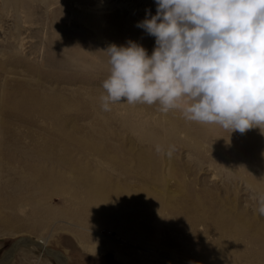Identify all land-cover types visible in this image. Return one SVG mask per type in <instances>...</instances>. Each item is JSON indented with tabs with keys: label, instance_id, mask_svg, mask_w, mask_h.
Listing matches in <instances>:
<instances>
[{
	"label": "bare ground",
	"instance_id": "1",
	"mask_svg": "<svg viewBox=\"0 0 264 264\" xmlns=\"http://www.w3.org/2000/svg\"><path fill=\"white\" fill-rule=\"evenodd\" d=\"M2 4L4 9L9 6L10 0H2ZM134 42L147 49L149 55L151 54L154 45H147L146 38L143 39L140 36L134 39ZM20 88H22L21 91L10 92L5 94L4 99L0 98V100L3 99L0 112V167L3 169L0 170V179L3 175L8 177L14 174V166H10L14 163L27 171L26 175L31 174L33 179L31 182L20 178L16 181L0 180V224L5 228L11 227V223H14L16 219L11 215H4V212L12 214L14 210H18L19 213L21 209L25 210L23 201L25 193L29 194L30 204L45 205L43 209L39 207L42 209V212L41 210L39 212L44 215L41 219L44 220L43 224L45 218L59 222H66V219L68 223L69 214L67 213L66 217L65 211L66 205L69 204L78 209L77 213L71 211L72 215L74 213L73 218L78 220L85 216L86 223L94 226L95 220L100 221L101 218L108 216L104 215L105 207L111 208L115 202L122 209L133 208V212L124 214L123 219L133 221L137 217H142L145 221L137 226L140 231L156 238L159 243L164 238L161 244L151 243L152 248L149 249L154 257L163 253L167 254L170 264H200L207 257L212 258L211 260L216 257L228 259L231 264H264L259 259L264 256V249L260 248L264 247V216L256 212L255 199L250 201L251 204L243 203L241 199L245 188L251 191L253 198L259 193H264L262 166H258V172L254 170L250 175L252 156L248 154L247 158L241 161L239 171L219 173L216 171V158L204 156V150L207 147L202 148V141L210 137L213 139L208 150L214 152L216 144L227 150L229 142L225 138V129L216 137V125L208 124V127H202L195 122H189L175 109L167 112L159 110L163 118H152L151 121L148 118L152 115L151 110L157 108L156 104L148 105L149 108L145 109V107L137 108L124 102L119 103L123 111L122 116L111 118L108 115L107 117L100 115L99 127L92 125L89 130L92 132L85 131L81 134V128L76 126L77 123L74 125L75 120L69 119L64 105L66 98L52 93L31 92L26 84L20 85ZM81 101V98H76L79 104L77 106L81 105L86 114L88 107L95 115H98L95 108L96 106L101 108L98 96L89 97L85 104ZM118 109L120 110V107ZM146 110L150 116L146 114ZM61 112L65 113L64 117L61 116ZM12 116L22 123H30L35 117L50 120L53 124L51 133L56 139L43 140V144H35V140L30 136L32 142L26 144L21 141L22 144L18 137L9 132ZM85 117L87 116L83 118ZM93 118L96 117L93 115ZM110 121L119 124L127 133H130L138 145H145L146 150L131 151L130 156L120 154L117 147L104 135L109 129ZM68 122L73 123L72 130H65ZM245 139V145L237 143L234 145L236 152L238 151L240 155L243 152L247 153L259 140L256 135H248ZM174 146L187 149L185 162L187 169H181L177 166L175 159L173 160ZM164 147H167L169 151L165 154V160L162 161L161 172H158V159H162L160 151ZM218 163L221 162L218 161ZM261 163L264 166V159L259 162ZM206 166L212 171V184L199 176L202 170H205V175L208 174ZM190 168L193 171H190ZM244 173L248 175L244 177ZM219 174H224V180L216 181ZM217 182L221 185H217ZM235 182L244 184L243 191L236 186H231ZM55 196L60 197L62 205L66 206L65 209L62 206L64 212L58 209L60 213L57 212L55 207L46 202ZM142 198L146 201L145 203ZM36 208L35 211L31 209L34 211L32 215L38 213ZM90 213L96 214L97 217H88ZM155 215L159 217L167 215L169 219H173L171 224L179 225L181 233L184 232L183 229L190 228L189 240H199V244L182 242L176 246L179 241L170 233V226H168V232H161L160 220L151 224ZM37 216L39 218V215ZM38 222L35 221L32 226L35 230L43 225H40L41 221L39 224ZM77 225L87 230L86 224L79 222L74 226ZM21 229L19 228L18 231L20 232ZM97 232L91 231L90 236L81 235V237L89 241L99 236ZM23 236L49 248L43 239L30 234ZM74 237H72L73 245L80 252L89 254L95 250L94 246L85 245L79 238V234ZM256 246L259 248H255ZM34 248L39 249L42 254L26 256L25 251ZM193 251L197 252V256L187 257ZM45 255L56 261L55 264H61L57 255L46 254L43 249L32 243L17 249L6 264H29L31 260L34 264H50L44 258ZM82 257L85 258V256ZM66 264H69L67 259Z\"/></svg>",
	"mask_w": 264,
	"mask_h": 264
},
{
	"label": "rangeland",
	"instance_id": "2",
	"mask_svg": "<svg viewBox=\"0 0 264 264\" xmlns=\"http://www.w3.org/2000/svg\"><path fill=\"white\" fill-rule=\"evenodd\" d=\"M2 5V0H0V98L3 97L4 99L7 93L21 91L20 85L22 84L28 85L31 92L52 93L58 97H64L66 98L64 105L69 119L75 120L74 125L77 123L76 126L81 128V134L85 131L88 132L92 125L93 127H99L101 122L99 120L100 115L104 117L108 115L111 118L122 116L123 111L120 104L112 105L111 111L108 112L102 111L101 108L96 106L98 115H95L92 109L87 107L86 114L80 107L81 105L77 106L79 104L76 102V98H81V102L85 104L89 97H100L103 93L101 85L110 72L108 57L103 51L109 45L126 46L127 41H134L140 36L143 39L146 38L147 45H155L154 37L149 36L143 29L136 27L138 22L145 19L146 10H150L151 15H155L156 4L154 0H10L8 7L6 6L3 9ZM3 92L5 93L3 94ZM1 100L0 112L3 103ZM130 105L137 108H149L147 104L141 103ZM156 106L157 108L155 107L151 110V116L146 110V114L150 116L148 119L151 121L152 118H163L159 104L157 103ZM186 106L184 100H178L176 106L172 109L182 115ZM119 107L120 110L118 109ZM93 115L96 118H93ZM61 116L64 117L65 113L61 112ZM84 116L87 117L83 118ZM31 120L32 122L30 123H22L15 116H12L9 132L11 135L18 137L20 142L22 141L26 144L32 142L30 138L35 140V144H43V140L56 139L51 133L53 132V124L50 120L38 117ZM72 124V122H68L65 130H72L74 126ZM197 124L202 127H208V124ZM108 127L109 129L104 135L111 144L117 147L120 154L130 156L131 151L146 150L145 145H138L130 133H127L119 124L110 121ZM221 131H223V128L216 125V137L220 135ZM225 135L226 141L228 140L229 142L227 150L217 144L214 152L213 150H208L213 139L211 137L206 141H202V148L207 147L204 150V156L216 158V171L219 173L239 171L241 169V161L250 154L249 156H252L251 173L248 170L247 172L250 175L253 174L254 170L258 172V166H262L264 172L263 162L259 164L264 159V126L261 127V131L255 128L248 130L244 134L239 132L231 133L226 130ZM248 135H256L259 140L254 143L255 145H252L250 150L247 148V153L243 152L240 155L238 151L236 152L234 145L235 143L245 145V137ZM186 150V148L177 146L172 148L173 160L175 159L174 161L181 169H187L185 162L188 152ZM168 151L167 147L162 148L160 151L162 159H158V172L162 170V161L163 159L165 160V154ZM193 157L196 158V156ZM90 158L92 159V157ZM212 161L214 162L215 160ZM218 161L221 163H218ZM10 166H14L13 170L15 172L17 169L20 172L17 171V175L14 172L8 177L3 175L0 179L1 181L7 179L16 181L19 178L27 182L32 181V175H26L28 172L24 171L21 166L15 163ZM188 167L190 166L188 165ZM0 168V170L3 169L2 167ZM206 169H208V174L205 175V170H202L199 172V176L206 179L209 184H212V171L207 166ZM189 170L193 171L192 168ZM219 175L220 178H216V181L219 179L224 180V174ZM247 175V173H244V177ZM29 177L30 179H28ZM217 185H221V183L217 182ZM231 186H236L243 191L244 184L235 182ZM243 192L241 197L243 203L251 204L250 201L254 199L251 196V191L245 188ZM23 196L25 204L23 215L18 210L12 211V214L4 212V215H11L16 220L11 223L10 229L0 224V258L16 239L24 237L23 235L25 234H30L33 237L45 240L47 247L60 252L69 261V264H170L167 254L163 253L156 257L152 255L149 249L152 248L151 243L161 244L164 242V238L159 243L156 238H152L148 233L140 231L137 226L145 221L144 218L137 217L133 221L123 219L124 214L133 212L131 207L122 209L114 202L113 207L106 206V211L104 209V215L108 216L101 218L100 221L95 220L94 226H90L86 223L85 216L78 220L73 218L74 213L78 211L76 206L65 204L66 208V206L62 205L61 198L55 196L46 202L55 207L57 212H59L58 210L64 212L66 208V217L69 214L72 218L68 215V223L66 219V222H59L45 218V222L47 220L46 223L48 224L44 222L46 224L44 225L42 223L44 220H41L44 215L41 212L45 205L30 204L28 202L29 194L25 193ZM142 201L146 202L143 198ZM35 208L38 213L32 215ZM40 210L41 212H39ZM71 211L74 212L73 215ZM37 215H39V218ZM88 217L96 218L97 215L90 213ZM69 219L71 220L70 222ZM34 220L41 221L40 225L43 224L44 226L42 225L43 227L41 226L40 229L35 230L32 227ZM159 220L161 232H168V226L171 227L170 233L179 241L176 246H179L182 242L194 245L199 244V240H189L190 228L183 229V233L179 232L181 227L177 224H171L174 220L169 219L167 215H162L161 217L155 215L151 224ZM79 222L86 224L87 230L81 229L80 225L74 226L75 223ZM154 226L158 227V225ZM19 228H22L20 232L18 231ZM91 231H98L99 236L85 241L81 235L90 236ZM83 232L84 234H82ZM78 234L85 245L95 247L93 252L89 254L82 253L74 247L72 237ZM255 248H259V246ZM260 248L264 249V247ZM25 253L28 257L42 254L36 248L27 249ZM82 256H85V258ZM193 256H197L196 251L191 252L187 257ZM44 258L50 264H55L56 262L46 255ZM211 259L207 257L200 264H231L228 259L217 257L214 259L216 261ZM259 259L264 262V256ZM29 264L34 263L31 260Z\"/></svg>",
	"mask_w": 264,
	"mask_h": 264
},
{
	"label": "clouds",
	"instance_id": "3",
	"mask_svg": "<svg viewBox=\"0 0 264 264\" xmlns=\"http://www.w3.org/2000/svg\"><path fill=\"white\" fill-rule=\"evenodd\" d=\"M136 27L155 38L149 55L134 41L109 45L101 110L114 104L184 100L185 120L246 133L264 126V0H154ZM264 216V193L254 197ZM23 214V209L20 210Z\"/></svg>",
	"mask_w": 264,
	"mask_h": 264
},
{
	"label": "water",
	"instance_id": "4",
	"mask_svg": "<svg viewBox=\"0 0 264 264\" xmlns=\"http://www.w3.org/2000/svg\"><path fill=\"white\" fill-rule=\"evenodd\" d=\"M30 243L35 244L38 247H40L41 249H43L46 254L53 253V254L57 255L59 257L58 261L61 264H66V259L60 252L52 251L49 248L43 247L40 243H37L36 241L30 240L29 238H26V237H20V238L16 239L10 245V247L7 249V251L0 258V264H6L7 262H9V260L12 258L14 252L17 249L22 248L26 245H29Z\"/></svg>",
	"mask_w": 264,
	"mask_h": 264
}]
</instances>
